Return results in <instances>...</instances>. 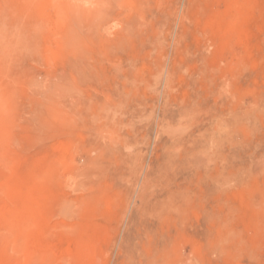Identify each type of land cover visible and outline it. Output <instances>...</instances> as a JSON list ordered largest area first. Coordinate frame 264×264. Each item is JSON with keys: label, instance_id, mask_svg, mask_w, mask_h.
Returning <instances> with one entry per match:
<instances>
[{"label": "rangeland", "instance_id": "obj_1", "mask_svg": "<svg viewBox=\"0 0 264 264\" xmlns=\"http://www.w3.org/2000/svg\"><path fill=\"white\" fill-rule=\"evenodd\" d=\"M0 264H264V0H0Z\"/></svg>", "mask_w": 264, "mask_h": 264}]
</instances>
